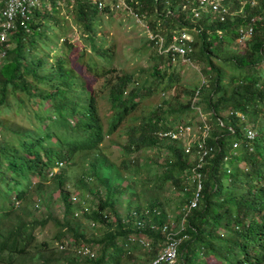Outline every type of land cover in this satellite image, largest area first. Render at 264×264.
Returning <instances> with one entry per match:
<instances>
[{
  "label": "trees",
  "instance_id": "trees-1",
  "mask_svg": "<svg viewBox=\"0 0 264 264\" xmlns=\"http://www.w3.org/2000/svg\"><path fill=\"white\" fill-rule=\"evenodd\" d=\"M42 1L44 6L33 9L24 22L27 31L17 17L7 39L0 42V264H150L163 248L162 225L170 221L162 194L166 183L179 196L172 210L173 225L184 219L176 235H185L177 246L178 264L210 259L211 264H260L264 0H217L225 10L222 15L207 5L197 9V0H123L150 35L143 47L152 49L150 66L129 73L112 66L114 46L105 44L101 28L103 16L113 18V2ZM61 5L83 47L77 49L80 42L67 39ZM240 27L251 28L241 44L236 43ZM179 32L189 37L181 42L184 56L202 78L191 88L180 83V73L173 68L177 56L157 48L158 37L164 49ZM158 91L168 99L138 117L137 124L128 119L122 155L118 163L111 161L102 151L104 137L115 134L128 115ZM101 101L105 112H100ZM12 106L16 112L31 109L35 126L9 127L3 111ZM201 114L203 120L191 121ZM179 124L208 128L204 142L209 150L199 168L198 199L188 212L183 206L194 190L187 177L196 161V156L190 157L195 147L184 153L180 139L162 135ZM246 128L254 131L253 139L245 138ZM148 150L154 158L140 164L135 154ZM78 160L84 166L75 175ZM140 168L147 174L143 183L150 182L155 190L150 189L144 204L138 194H134L138 199L130 200L133 193L121 184L122 171L136 174ZM122 194L126 199L120 213L117 203ZM31 195L44 207L41 218L30 216ZM51 200L61 207L59 217L48 211ZM22 202L20 213L13 212ZM47 221L54 232L36 242L34 229H43ZM85 223L99 234H87ZM140 236L148 241L147 247L137 242ZM83 247L90 256L81 253Z\"/></svg>",
  "mask_w": 264,
  "mask_h": 264
},
{
  "label": "rangeland",
  "instance_id": "rangeland-1",
  "mask_svg": "<svg viewBox=\"0 0 264 264\" xmlns=\"http://www.w3.org/2000/svg\"><path fill=\"white\" fill-rule=\"evenodd\" d=\"M116 0H103V2H106L108 4H111ZM118 1V0H117ZM254 1V0H253ZM60 13L65 18V24L68 25V29L66 30V37L70 42H80L78 38V29L75 27V25L72 23V18L69 16L66 8L64 5L60 6ZM128 14L123 13L121 10H115L113 13V18L111 20L104 19V16L102 17V30L104 34L106 35V42L105 44H112L114 46V59L112 62L113 67H118L121 69V71L129 73V72H136L137 70H144L147 69L150 66V59L149 56L151 54L152 49H145L143 47V42L145 38H149L148 31L144 28V23L142 24L140 21H135L134 17H128ZM249 36V35H248ZM61 40L58 39L56 41L57 48L61 47ZM236 43H238L236 41ZM241 44V42H239ZM83 47L81 42L77 44L76 48ZM51 48V47H50ZM64 48V47H63ZM157 49V48H156ZM58 50V49H57ZM87 50V48H86ZM45 52L46 49H44ZM56 51V50H55ZM54 48L50 49L49 55L54 54ZM49 61H51V58H48ZM173 68L175 71L180 73V83L188 88H191L194 84H200V81L202 80L201 76L198 73V70L193 64H191L189 61L182 62L181 60L174 61L173 62ZM169 94V92H168ZM170 95V94H169ZM168 96V95H167ZM169 97V96H168ZM168 97L162 96L161 92H157L156 94H153L151 97H149L146 100H143L138 107L128 115L127 121L124 122V125H122L119 130L112 135H108L104 137V143L102 151L106 154V156L113 162L118 163L119 158L121 157V144L125 141V128L129 124L128 119H130L135 124L138 123V117L141 115L146 114L149 111H152L154 106L158 104V102L161 99H168ZM47 111V109H45ZM7 118L6 124L15 129V128H33L35 126L36 120L33 116V111L31 109H24L21 111L16 112V108L14 106L7 108L3 111ZM100 112H105V102L101 101L100 105ZM28 114V117L24 114ZM235 116L241 120L242 114L237 112L235 113ZM204 117L201 115H197L192 118L191 121H197V120H203ZM207 133L208 134V128ZM247 129V128H246ZM248 130V129H247ZM246 133V131H245ZM244 133V136H245ZM191 139L192 142H195L200 137V130L198 128H195L194 133L192 135ZM236 146L235 143H232L231 147L234 148ZM138 156V159L140 160V164H145V161L147 159H153L154 153L151 150H148L146 152H138L135 154ZM160 158L158 157V162H162V154L160 155ZM190 157H195L194 153H190ZM160 160V161H159ZM197 160V159H196ZM196 162V161H195ZM193 162V164L195 163ZM76 171L74 172L75 175L79 173L80 169L84 166L83 162L81 160H78L75 164ZM193 166V165H192ZM129 167H131L129 165ZM73 172V169H71L70 174ZM123 174L121 184L122 187L125 188V191L132 192L133 195L130 198V200L138 199L135 197L134 194L140 195L139 200L142 204L146 203L147 196L151 193L150 189L154 192L155 190L150 186V182L143 183L144 179H146L147 174L145 171L140 168L136 174H132L130 169H126L125 172H121ZM191 176V173L189 174ZM133 180V181H132ZM163 189V199L166 201V204H164L166 207H164V211L168 213V215H171V220H173V214H175V211H170L173 209V206H176L178 204L177 199L179 198L178 193L175 191L172 185L169 183H166L164 185ZM194 188V185H193ZM48 190V189H47ZM150 192V193H149ZM162 192V191H161ZM29 193V191H28ZM27 193V194H28ZM127 196V193H125ZM9 199L10 203L14 206L16 203L13 200V193H9ZM32 196V201H30L29 208L30 212L32 213L30 216L33 218H41L44 216L42 213L44 211V207L41 206L39 203L40 201L36 200V198ZM54 195H51V198ZM123 198L120 203H117L118 210L120 213H123V205H124V194H122ZM85 199L88 200L89 203H93L94 199L91 195L86 194ZM9 202H5L4 206L8 207ZM14 202V204H13ZM51 203L49 205L48 211L52 216L59 217L61 214V207L58 202H55L51 200ZM25 202L21 203L20 207H15L13 212L20 213V208L24 206ZM26 206V205H25ZM36 207V210L33 208ZM175 208V207H174ZM22 216V214H19ZM12 222L15 221V216L11 215L8 217ZM184 221H182L183 223ZM85 229V232L87 234L94 233L99 234L98 230H93L92 227L89 224L84 225L83 227ZM54 232V227L52 226L50 221H47L45 223V226L43 229H40L36 227L34 229V235L36 242H39L41 240H47L50 235ZM212 259L209 260V262H200L193 261L194 264H211ZM15 264V263H14ZM173 264H178V259L176 258V261Z\"/></svg>",
  "mask_w": 264,
  "mask_h": 264
},
{
  "label": "built area",
  "instance_id": "built-area-1",
  "mask_svg": "<svg viewBox=\"0 0 264 264\" xmlns=\"http://www.w3.org/2000/svg\"><path fill=\"white\" fill-rule=\"evenodd\" d=\"M251 4H253V1H251ZM206 5L210 7L211 11L220 10L221 15L225 12L224 8L217 0H197V9H205ZM42 6H44L42 0H0V42H4L7 39L8 31L13 29L14 20L17 17L19 18V24H21L24 30L27 31V27L25 26L24 22L29 19L33 9L40 8ZM98 6L100 7L101 3H99ZM113 8L114 10H126V12L130 14L132 18L134 17L135 21H140L143 24V22L135 13H131L130 9L128 8V6H126L123 0L114 1ZM195 9H192V14L194 17H197V12ZM143 25L147 30L145 24ZM237 31L239 33V37L236 38V41L239 43L242 41V39L250 34L251 28L247 27L244 30L240 27L237 29ZM148 36L150 37V35ZM187 39H189V37L186 34H184L183 32H179L172 36V42L168 46H166L164 49H161L163 42L162 39L158 37V40L156 41L157 48L158 50L162 51H170L175 54L179 60H181L182 62H186L188 61V59L184 56L185 49L182 47L181 42L182 40ZM175 58L176 57H172V60ZM242 118L243 116L241 117V119ZM196 128L200 130V137L195 140V142H192L193 140L191 139L195 130V128L191 125L179 124L175 127L173 132L168 131L162 133V135L164 136H169L173 139H180L182 142L184 153H190L191 147H195L193 153L196 156L197 160L190 169L191 176L187 177L189 182L194 185V190L192 192L190 200L183 206L184 212H188L196 205L198 193L201 186L199 168L202 165V157L205 156L207 151L209 150V148H206L204 142L207 133L206 125L202 124V127L197 125ZM247 129L245 130V138L251 140L254 137V131L250 128ZM167 216L170 221L169 223H164L161 228L162 232L164 233L163 248L150 264H173L177 258V246L180 240L185 237L184 234L180 237H176L179 231L183 228L182 221H184V219L181 218V221L178 223V225H173V222L171 221V215H168L167 213ZM132 239L133 238H130L129 240ZM136 240L141 246H148V241L143 236L137 237ZM58 248H61V246H58ZM81 253L86 256H90L91 254V252L86 247L82 248ZM260 264H264V252Z\"/></svg>",
  "mask_w": 264,
  "mask_h": 264
},
{
  "label": "crops",
  "instance_id": "crops-1",
  "mask_svg": "<svg viewBox=\"0 0 264 264\" xmlns=\"http://www.w3.org/2000/svg\"><path fill=\"white\" fill-rule=\"evenodd\" d=\"M174 207H175V206H173L172 208L175 209ZM173 209H171L170 211H172Z\"/></svg>",
  "mask_w": 264,
  "mask_h": 264
}]
</instances>
